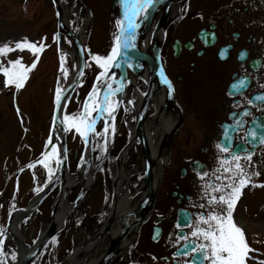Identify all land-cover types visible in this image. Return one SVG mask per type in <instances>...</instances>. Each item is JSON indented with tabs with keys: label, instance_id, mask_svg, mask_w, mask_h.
Instances as JSON below:
<instances>
[{
	"label": "flooded vegetation",
	"instance_id": "flooded-vegetation-1",
	"mask_svg": "<svg viewBox=\"0 0 264 264\" xmlns=\"http://www.w3.org/2000/svg\"><path fill=\"white\" fill-rule=\"evenodd\" d=\"M159 20V61L153 56L151 62L138 61L146 78L135 73V62L133 67H121L122 76H135V88L120 77L127 93L121 99L122 91L110 97L119 101L114 121L105 117L95 125L96 132L102 133L108 119L107 142L103 135L91 134L85 144L74 129L67 132L69 171L84 178L76 194L71 195V190L68 198L62 197L58 211L65 202L69 208L83 189L85 194L70 213L61 236L48 245L57 263L68 257L57 258L61 239L74 240L79 232L78 264H192L194 257L184 254L185 241L178 236L188 234L189 240L193 239L190 233L196 217L210 210L203 185L220 183L216 177L222 169L216 170L225 154L217 144L222 143L223 126L235 125L236 121L241 127L230 132L232 147L241 146L242 156L251 153V161L241 163L252 181L242 189L232 215L254 250L246 264H255L261 252L262 236L252 216L259 217L262 206L250 210L246 196L255 188L252 184H261L258 178L264 174V142L260 139L264 135V100L255 99L264 96V0H156L146 16L148 38ZM221 50H225V58H221ZM241 53L245 54L243 59ZM90 56L86 55L87 65ZM117 72L110 70L115 77L110 81L114 88L118 87ZM245 76L247 86L230 96V85ZM94 83L96 78L86 86L89 92ZM147 93L148 105L141 108ZM245 111L249 114L243 115ZM250 129L256 131V139L245 138ZM71 136L82 149H75L73 156ZM49 164L54 167L50 180L57 170L54 157ZM74 164L77 168H72ZM256 172L258 176L252 175ZM203 173L207 175L201 179ZM99 178L106 183V193L103 206L96 208L91 205L90 189ZM61 182L64 180L35 211L38 224L31 228V237L36 234L37 238L51 217ZM17 196L15 192L10 200L8 222L19 207ZM185 219L191 220L192 227L183 226ZM178 222L180 228L176 227ZM15 237L9 239L13 240L15 248L10 245V249L14 252ZM114 243L117 246L112 248ZM4 246L7 250L8 245Z\"/></svg>",
	"mask_w": 264,
	"mask_h": 264
},
{
	"label": "rangeland",
	"instance_id": "rangeland-1",
	"mask_svg": "<svg viewBox=\"0 0 264 264\" xmlns=\"http://www.w3.org/2000/svg\"><path fill=\"white\" fill-rule=\"evenodd\" d=\"M115 2L116 0H82L81 5L72 0L63 1L64 9L71 10L68 20L72 31L78 33L83 25L87 26L84 29L85 49L91 54L83 80L71 96L64 115L78 113L89 92L86 86L91 85L101 71L92 57H105L111 52L114 36L118 31L116 20L120 19V8L118 4L114 6ZM57 31V17L52 0H0V45L8 44L14 48L16 42L24 38L45 45L36 67L29 73L21 89L17 90L15 86L5 87L4 77L0 73V208H3L0 209V214L3 211L0 215V229L3 234L8 223L9 203L15 192L21 193L18 195V208H23L39 192L36 189L41 190L50 178L46 169L37 164L29 168V165L42 156L49 145L56 88H63L75 70L73 60L66 55L65 67L68 69V76L65 79L61 74L57 40L53 39ZM7 38H11L9 42L5 40ZM17 58H22L25 65H31L34 60L30 51L17 50L0 56V64L8 66L9 61ZM127 71L131 73L130 69ZM70 138L73 156L75 149L79 152L82 149L77 144V139L73 136ZM75 164L72 168H77ZM260 178L261 184H264V174L258 179ZM91 187V205L100 208L105 202L106 183L99 178ZM77 189V186L74 187L71 195L76 194ZM246 197L250 210L260 209L262 206L260 216H252L256 230L262 236L261 252L256 255L257 264L258 261H264V187L252 188ZM35 215L36 213L19 225L20 232L29 245L36 238V234L32 237L29 235L31 228H36L38 224ZM80 241L79 232L74 240H63L57 258L61 259L69 254L74 247L80 245ZM10 245L15 248L13 240L8 244L7 250L3 244L4 254L0 256V260L4 264H15L17 261V256L15 260L12 259L15 252L10 249ZM51 252L49 249L45 251L41 264L52 262ZM53 259L54 263L58 262L54 257Z\"/></svg>",
	"mask_w": 264,
	"mask_h": 264
},
{
	"label": "snow or ice",
	"instance_id": "snow-or-ice-1",
	"mask_svg": "<svg viewBox=\"0 0 264 264\" xmlns=\"http://www.w3.org/2000/svg\"><path fill=\"white\" fill-rule=\"evenodd\" d=\"M155 2L156 0H120L124 11L122 17L116 20L118 32L114 36L111 52L105 57L99 55L92 57L101 71L96 76V83L93 84L92 90L88 93L82 110L73 115H64L61 121L64 125L63 131L68 132L74 129L85 144L88 143L91 134L103 135L105 143L107 142V133L109 132L108 119H105L102 133L96 132L95 125L105 117L114 121L119 101L110 99V97L115 96L123 88L122 82L119 87H113L110 81L114 80L115 77L114 75H110V70L121 67L119 62L121 58L125 59L128 67H133L131 63L127 62L126 58L128 57L129 50L135 48L136 29L139 27L138 20L146 18L148 10ZM210 35L214 38V34ZM53 39L58 41L59 34L57 33ZM44 47V44L30 42L27 38L16 42L14 48L8 44L0 45V56H5L17 50H28L34 56L31 65H25L22 62V58L9 61L8 66L0 64V73L4 77L5 87L15 86L19 90L24 86L29 73L36 67V63ZM220 55L221 58H225V50H221ZM244 55V53H241L240 58L243 59ZM60 59L61 74L66 79L68 76V69L65 67L66 55L62 54ZM85 66L88 67L89 65L85 64ZM78 75L83 76V72H80ZM246 86L247 77H240L230 85L231 90L228 94L230 96L235 95ZM169 87H171L170 84ZM65 91V89L57 86L55 93L57 107H62L61 100L66 98L64 96ZM255 99L264 100V96H258ZM129 103H132V101H129ZM242 114L248 115L249 113L245 111ZM239 127H241L240 121H236L235 125L223 126L222 143L217 144V148L225 154L224 158L219 161L221 167L216 170L217 172H221L222 169L221 174L216 177V180L220 181V183L203 185L204 195L207 197V206L210 210L207 214L201 212L196 217L195 226L190 233L193 239L189 240L188 234L178 236V239L185 241L184 254L191 253L193 255L192 264H205V262L207 264H246V260L252 258L249 256V253L254 250L250 248L243 230L236 225L232 215L242 189L251 184L252 181V176L245 171L241 163L242 160L251 161V153L242 156L239 154L243 150L241 146H238L236 149L232 147L233 138L230 132L235 131ZM112 131H115L114 124ZM248 136L256 139L257 133L254 129H250L245 138ZM260 139L261 142H264V135ZM52 157L55 158V164L59 167L62 161L55 146H53L51 153H43L39 161L48 169L50 177L53 169L50 167L49 160ZM29 167H34V165L30 164ZM206 175L207 173H203L200 178L203 179ZM252 175L258 176L259 173L256 172ZM252 186L264 187V184H252ZM36 191H40V189H36ZM200 207L204 208L205 205H200ZM217 208L220 211H217ZM183 226L192 227L191 220L185 219ZM176 227L180 228L181 223L178 222ZM153 238L155 239L156 237ZM3 243L4 234L3 230L0 229V256L4 254ZM53 243H55V238H53ZM12 259H16L15 253L12 254ZM0 264H4L3 260H0ZM257 264H264V261H258Z\"/></svg>",
	"mask_w": 264,
	"mask_h": 264
},
{
	"label": "water",
	"instance_id": "water-1",
	"mask_svg": "<svg viewBox=\"0 0 264 264\" xmlns=\"http://www.w3.org/2000/svg\"><path fill=\"white\" fill-rule=\"evenodd\" d=\"M56 9V13L59 15L58 16V34H59V40L58 43L61 45L62 44V35L66 37H71L73 42L72 45L74 47V60L76 64V71L71 78V80L68 82L67 86L64 88L66 91L64 93V96L66 98L61 100V105L62 107H57L55 104V111H54V128L56 126L61 127L62 129L64 128V125L61 123L62 121V115L63 112L66 108V105L68 103L69 97L80 82L82 76H79L78 74L80 72H83L85 70V52H84V46L80 44L78 37L70 31V29L65 25V18L67 17L68 13L64 11L63 9V4L61 0H52ZM79 3H81V0H77ZM90 13V12H89ZM91 14V13H90ZM123 14V12H122ZM122 17V15H121ZM162 24V22L159 20L157 21L156 25L154 26V30L152 32L151 36V44H150V52L146 50H141V49H135L134 52L132 53V56L136 61H148L151 62V56H152L159 61L160 59V41L158 38V31L159 27ZM130 54H128L127 62L131 63L134 62L135 60L130 59ZM120 61L122 62V68L125 69L127 63H125V59L121 58ZM114 68L113 70H115ZM71 86V87H70ZM153 90H151V93ZM141 104V108L144 106L147 107L148 102H149V93L146 94L145 99H143ZM55 130V129H54ZM57 131V130H56ZM54 138V137H53ZM60 152H59V158L61 159V164L59 165V169L57 172V176H55L49 183L48 185L44 188V190L33 200L26 208L21 209L15 213V216L20 215V214H27L35 209H38L40 204L45 200V198L58 186L60 183L59 179L62 177V174L64 170L67 168L68 169V149H67V132L63 131L62 133V138L60 139ZM145 156L147 157V152L145 148ZM90 163L87 164V167L89 166ZM72 184V183H71ZM69 191L67 184L64 182H61V187H60V192L58 194V197L56 199L55 203V208L52 212L51 218L48 220V222L40 229L39 231V237L38 240L33 248L30 247H24L21 250V253L19 254V263L18 264H33L35 261L38 263L39 258L46 247V245L55 238L58 232H60L64 226L66 219L68 215L70 214V211L75 210L78 205L80 204V200L83 198L85 194V190L83 189L81 191V194L78 196V198L75 200V202L67 208V211L63 215V220L62 224L58 227L57 224L55 223L56 215L58 214V206L59 202L61 201V197L63 195H67V192ZM109 226V222L107 224ZM117 246V243L112 244V248H115ZM78 252V249L75 250L74 254L69 258V260H74L76 253ZM68 260V261H69ZM63 264H66L64 262Z\"/></svg>",
	"mask_w": 264,
	"mask_h": 264
},
{
	"label": "bare ground",
	"instance_id": "bare-ground-1",
	"mask_svg": "<svg viewBox=\"0 0 264 264\" xmlns=\"http://www.w3.org/2000/svg\"><path fill=\"white\" fill-rule=\"evenodd\" d=\"M124 10V8H123ZM138 23H139V27L136 29V39H135V48L134 49H130L129 52L132 53L134 52L135 49H146L147 47V44H148V36H147V28H146V19L144 18H140L138 20ZM69 24L67 18H65V25L67 26ZM159 36V35H158ZM160 37V36H159ZM78 40L80 42V44L84 45L85 44V36H84V32L82 31L79 35H78ZM136 65H137V68L135 70V73L136 74H140L141 76L145 77V74L141 72V69H140V63L135 61ZM118 72H117V80L116 82L118 83V87L120 86V79L122 78L124 81L123 82H130L132 85L131 87L132 88H135V84L137 82L135 76H130L129 74L125 73L124 76H122L121 74V67H118L117 68ZM121 77V78H120ZM120 78V79H119ZM127 89L125 88H122V94L120 95V99L124 97V94L127 93L126 91ZM56 133H55V139L57 141H59L61 138V128L59 129H56ZM152 143V141L150 142ZM151 148L153 149V143L151 145ZM154 151V150H153ZM67 174V175H66ZM84 177L81 175H75L73 173H71L69 171V169H65L64 172H63V180L64 181H67L66 184L68 186V189H72L73 188V184L71 183H78L80 181H82ZM86 182H87V185L89 186L90 183H91V177L89 176L88 178H86ZM75 186V185H74ZM62 210H59L58 211V214L56 215V219H55V223L57 224V226L59 227L61 224H62V220H63V215L64 213L67 211V204L66 202L64 203V206L61 208ZM26 217V215H18L16 216L15 220H14V224H13V227H12V230L15 234L16 237H21L22 234L21 232L19 231V228L18 226L20 225V222ZM11 237H14L13 235H11ZM23 238V237H22ZM19 244L21 242H18ZM21 245V244H20ZM24 247L21 245L20 249L22 250ZM78 249V252L76 253L77 255H75V259L74 260H69L67 264H78V256H79V250L80 248H76V250Z\"/></svg>",
	"mask_w": 264,
	"mask_h": 264
}]
</instances>
